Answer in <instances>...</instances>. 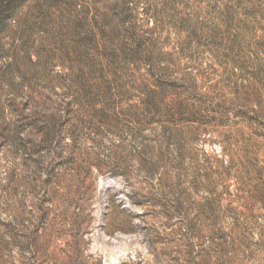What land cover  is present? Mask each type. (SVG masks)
<instances>
[{
    "label": "rangeland",
    "instance_id": "obj_1",
    "mask_svg": "<svg viewBox=\"0 0 264 264\" xmlns=\"http://www.w3.org/2000/svg\"><path fill=\"white\" fill-rule=\"evenodd\" d=\"M12 1L0 264H264V0Z\"/></svg>",
    "mask_w": 264,
    "mask_h": 264
},
{
    "label": "trees",
    "instance_id": "obj_2",
    "mask_svg": "<svg viewBox=\"0 0 264 264\" xmlns=\"http://www.w3.org/2000/svg\"><path fill=\"white\" fill-rule=\"evenodd\" d=\"M5 3L1 6V12H0V85H1V77L3 76L2 72H6L7 68L4 69L3 66H5L8 62V54H6V51L4 50V42H3V35L5 32V25L4 22L6 20H10L14 16L15 11V3L12 0H4ZM9 66V64H7Z\"/></svg>",
    "mask_w": 264,
    "mask_h": 264
}]
</instances>
